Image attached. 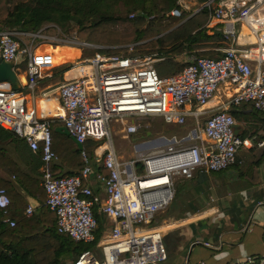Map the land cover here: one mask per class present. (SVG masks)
<instances>
[{
  "label": "built area",
  "instance_id": "1",
  "mask_svg": "<svg viewBox=\"0 0 264 264\" xmlns=\"http://www.w3.org/2000/svg\"><path fill=\"white\" fill-rule=\"evenodd\" d=\"M177 6L188 9L185 0H177ZM203 9L209 11L210 33L219 25L230 47L216 59L188 58V65L177 75L160 78L149 58L102 54L100 48L73 37L61 47L80 51L73 67L81 73L56 88L55 115L37 116L23 93L0 82V128L41 154V186L45 204L55 214L57 232L92 245L66 264H163L168 253L162 233L148 225L172 203L175 181H193L201 172H222L237 164L241 149L264 147L263 141L236 136V122L228 113L231 107L249 103L264 116V0H203L195 12ZM180 14L177 9L171 12L173 17ZM43 31L0 30V60L12 64L16 76V65L25 60L26 88L32 97L55 67L54 55L38 49L37 41L41 45L48 40ZM22 38L28 39L23 47ZM86 49L98 51L80 60ZM220 87L231 95L216 109L208 107ZM46 94L42 92V98L50 101ZM132 118L160 119L176 126L192 119L195 128L185 137L158 138L163 148L146 152L135 148L134 160L124 162L114 148L111 123L124 125ZM53 120L60 121L81 146L89 139L97 143L93 161L81 150L85 167L77 175L51 176L50 163L56 161L51 149ZM138 127L131 121L124 132L135 135ZM262 129L264 134V124ZM150 180L154 183H144ZM91 181L102 187L103 199ZM9 204L0 189V210L6 213ZM94 207L106 223L98 240ZM26 213L30 215L31 209ZM197 243L217 249L208 241Z\"/></svg>",
  "mask_w": 264,
  "mask_h": 264
},
{
  "label": "trees",
  "instance_id": "2",
  "mask_svg": "<svg viewBox=\"0 0 264 264\" xmlns=\"http://www.w3.org/2000/svg\"><path fill=\"white\" fill-rule=\"evenodd\" d=\"M176 1L0 0V30L36 33L44 24L51 23L64 28L67 33L75 35L82 42L108 48L131 45L129 50L101 48L99 52L122 57L155 59L157 61L152 68L160 78H166L179 74L188 65L187 61L179 62L176 59L182 54L190 56L189 58L216 59L222 56L223 50L230 47V43L221 34L219 25L213 28V33L208 34L210 29L206 28L209 19L207 9L197 12L168 31L170 26L160 24L156 15L178 10ZM198 1L201 3L203 0ZM130 14H134L131 19ZM152 15L155 18H151ZM46 51L54 55V66L72 61L79 56L78 51L68 48H47ZM13 90L19 89L13 88ZM244 109H251L253 116H263L249 103L231 107L228 113L235 121L244 122L247 120L243 113ZM188 124H193V120H184L183 125ZM59 127H63V124L53 120L51 149L56 162L50 163L51 176L59 178L77 175L85 167L81 150L76 147L70 136L55 132V129ZM0 132L5 131L0 129ZM256 133L257 131L253 135ZM7 134L8 137H15L17 145L27 146L13 133ZM96 145L97 143L91 139L82 145V150L86 152L90 160L93 159ZM24 149L29 150L28 147ZM5 155L0 152L1 159L9 160V157ZM34 156L38 162L36 170H40L38 173L40 176L43 165L41 154L35 153ZM0 171L19 176L25 190L31 193V189H28L31 187L41 197L40 208L30 217L12 216L9 214L10 204L6 213L0 210V264H65V260H74L81 252L91 249L92 245L76 243L67 235L57 232L55 214L45 204L46 195L40 186V180L23 175L12 161L0 165ZM256 183V180L253 181V184ZM0 189H3L9 198L5 185L0 184ZM96 210L94 207V214L99 223V231L96 233V240H98L104 229V223L103 217L97 214ZM11 221L14 222L13 227L10 226ZM153 222L154 220L148 227L154 226ZM237 264H264V259L257 258L251 263L246 261Z\"/></svg>",
  "mask_w": 264,
  "mask_h": 264
},
{
  "label": "crops",
  "instance_id": "3",
  "mask_svg": "<svg viewBox=\"0 0 264 264\" xmlns=\"http://www.w3.org/2000/svg\"><path fill=\"white\" fill-rule=\"evenodd\" d=\"M78 53L80 56V51ZM74 60L54 67V69L62 66L64 69L68 68V70H58V73L54 74L59 80L56 87H51L52 84L49 83L42 89H37L41 93L46 91V96L50 101L41 97H32L26 88L25 72L17 75L18 91L24 94L27 105L35 109L37 116L41 114L53 116L57 113L56 88L65 80L81 73L78 68L73 67ZM76 70L77 72L70 74ZM52 78L51 72V76L39 84ZM231 93L226 88L220 87L209 103V107L216 109L219 104L227 100ZM243 113L247 120L235 121L240 126L238 135L242 138L249 137L264 142L263 116H253L251 109H244ZM255 131L257 133L253 135ZM5 132L11 134V132ZM5 132H0V152L5 153L9 160L0 158V165L12 161L23 175L40 180L41 186V175L38 174L40 170H36L38 162L34 156L35 153L32 152V154L24 149L28 146L17 145L15 137H8ZM237 159V164L227 170L205 173L201 182H198L199 174L193 181H188L191 185L190 190L193 192L194 205L188 203L189 208L184 212L183 220L178 221V219L173 225L174 228L166 230L170 226L157 227V230L162 233L168 253L167 260L163 264H194L197 261H204L199 253L194 254L197 245L202 247L197 242L202 241H208L217 246L216 250H211L216 253V256L211 257L210 262L204 261L207 264H237L246 262L248 258L264 259V147L254 146L252 150L241 149ZM92 167L95 168L93 162ZM100 172L106 175V171L100 170ZM255 180L257 183L253 184ZM0 184L5 185L8 190L9 214L12 216L30 217L40 208L41 197L31 187L28 188L31 189V193L25 190L20 183L19 176L1 171ZM91 186L94 192L103 199L102 187L95 181H91ZM259 203L263 204L259 205ZM28 208L31 209L30 215L26 213ZM193 254L194 257H192Z\"/></svg>",
  "mask_w": 264,
  "mask_h": 264
},
{
  "label": "rangeland",
  "instance_id": "4",
  "mask_svg": "<svg viewBox=\"0 0 264 264\" xmlns=\"http://www.w3.org/2000/svg\"><path fill=\"white\" fill-rule=\"evenodd\" d=\"M177 3V1H176ZM185 3L187 4L188 9H181L179 7L178 11L181 13L179 17H173L171 16V11L166 12L164 15L158 14V22L163 25H168L170 28L168 31L172 30L173 28L177 27L181 23H183L187 18L193 16L197 8L200 6V1L198 0H185ZM125 16V15H123ZM154 17V15L150 16ZM72 25V24H71ZM206 28L208 29L209 27ZM42 29L43 34L48 36V40L45 41L44 44H41V41H37L36 43L39 44V50L41 51H46L47 48H52L55 49V47H61L64 41H68L66 39H71L75 37L73 34H69L66 32L64 28H60L54 24L47 23L44 24ZM208 34H211L210 31H208ZM78 39V38H77ZM78 41H80L78 39ZM21 44L22 47L24 44L28 43V39H21ZM81 42V41H80ZM95 48H102L103 50H108V49H127L129 50L131 48V45H120V46H114L111 48L101 46V45H95L92 44ZM73 47V46H70ZM95 51L98 50H90L86 49L82 53V57L80 60L90 57L91 55L94 54ZM129 52V51H128ZM108 55V54H106ZM190 57V56H189ZM188 55L182 54L181 56H178L176 59L179 62H185L188 60ZM151 61V65L157 61L155 59L149 58ZM64 67L62 66L59 69H53L52 70V75L53 78L50 80L45 81L44 83L39 84L38 89H42L45 85L47 84H52L51 87H56L59 84V80L56 75L58 73V70H63ZM16 73L19 76L21 73L25 72L26 66H25V60L22 59L19 64L16 65L15 67ZM74 72L70 73L73 74ZM37 91V90H36ZM26 92V91H24ZM29 92V91H28ZM27 92V93H28ZM30 93V92H29ZM41 92L37 91L35 94L36 98H42ZM209 107V105H208ZM131 121H133L135 124H138V131L135 135L128 136L124 132V128L126 124H129ZM126 124H118V122L113 121L111 123V127L113 128L112 130V137H113V143H114V148L116 150L117 155L120 157V159L124 162H127L128 160H134L135 157V148L138 150V152H146L151 150L153 147L157 148H163L165 146L164 143L160 141H156L160 137H165V138H170L172 136H175L177 138L180 137H185L190 131H192L195 126L194 124H188V125H165L160 119H149V120H137V119H128L125 121ZM136 146V147H135ZM191 185L190 182L188 181H183L181 179H177L174 183V198L171 203V205L165 209L162 212H159L155 219L153 224L154 226H149L148 228H156L157 227H165V226H170L166 230H169L170 228H174V223L178 220H183V214L184 212L189 208L188 203H194L192 202L194 196L193 192L190 190ZM103 223H105V220L103 218ZM199 253L200 258L203 259L206 262H210L211 257L216 256V253L213 251L203 248L199 245L195 247V252L194 254ZM194 254L192 257H194ZM72 261V259H67L64 261V263H69ZM170 263V261L168 262Z\"/></svg>",
  "mask_w": 264,
  "mask_h": 264
},
{
  "label": "water",
  "instance_id": "5",
  "mask_svg": "<svg viewBox=\"0 0 264 264\" xmlns=\"http://www.w3.org/2000/svg\"><path fill=\"white\" fill-rule=\"evenodd\" d=\"M197 12H195L194 14H196ZM193 14V15H194ZM218 33H220V31H218ZM0 82H6L10 85V87L13 88H18L19 87V82H18V78L13 70V65L9 64V63H5L3 61L0 60ZM240 129V126L238 124H234L233 126V131L234 134L236 136L238 135V130ZM56 133L65 135V136H70L68 131L64 128V127H59L55 129ZM72 141L74 142V144L77 146V148L79 150L82 149V146L80 144H78L72 137H71ZM205 176V172H201L199 173V178H198V182H201V178Z\"/></svg>",
  "mask_w": 264,
  "mask_h": 264
},
{
  "label": "bare ground",
  "instance_id": "6",
  "mask_svg": "<svg viewBox=\"0 0 264 264\" xmlns=\"http://www.w3.org/2000/svg\"><path fill=\"white\" fill-rule=\"evenodd\" d=\"M79 70V69H78ZM73 72H77V70L76 71H73ZM144 183H146V185H148V184H152V183H154V180H150V181H147V182H144ZM151 186V185H150Z\"/></svg>",
  "mask_w": 264,
  "mask_h": 264
}]
</instances>
